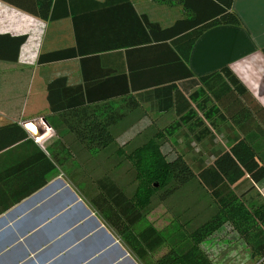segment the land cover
Returning a JSON list of instances; mask_svg holds the SVG:
<instances>
[{
    "label": "trees",
    "instance_id": "1",
    "mask_svg": "<svg viewBox=\"0 0 264 264\" xmlns=\"http://www.w3.org/2000/svg\"><path fill=\"white\" fill-rule=\"evenodd\" d=\"M84 1L105 6L93 0ZM152 1L162 5H180L186 16L173 26L162 29L158 24L150 23L146 16L137 15L130 0H106V3H123L147 28V35L154 42L160 41L154 44L150 37L147 38L145 50L162 52L159 73L163 77L158 84L162 88L154 91H95L82 86L69 87L65 77L50 81L46 86L49 111L51 115L64 119L75 137L65 142L64 137H59L50 152L49 167L44 174L55 172L74 157L79 159L80 152L89 154L87 160H91L115 147L112 127L123 121L129 111L139 109L142 102L153 103L162 113L174 109L180 121L189 124L195 118L192 104L198 103L203 93L210 92L216 105L204 112L205 117L219 116L222 120L227 117L231 126L237 129L232 133L229 129L226 150L211 152L212 162L202 159L199 165L192 168L182 155L172 161L167 160L159 142L168 131L164 129L130 152L125 151L128 144L116 151L118 159L125 158L133 168L130 184L134 188L129 193L111 177L103 176L87 190L83 182L82 194L139 264H160L153 259V255L162 247H167L174 255L167 264H213L203 251L202 244L225 224L238 232L253 256L264 258V203L249 209L232 190V186L245 178L255 184L264 180V157L253 145L254 141L258 143V140L264 139V107L228 67L196 78L186 65L193 46L205 32L217 27L241 26L240 18L233 12L234 0ZM42 18L47 20L48 16L43 15ZM49 18L54 20L58 17L53 13ZM79 18L73 16L77 39H80ZM27 41L28 35L0 33V61L18 63L21 49ZM77 53L75 48L41 53L37 63L44 65L68 60L75 58ZM155 73L158 71L155 70ZM198 106L201 110L205 109V104ZM180 125L170 129H179ZM196 126H202V122L198 121ZM204 130L209 132L207 128ZM201 138L197 137L199 141ZM73 145L78 146L74 148ZM78 147L80 150H77ZM196 178L215 205L214 213L207 220L198 222L182 214L170 227L163 229H157L149 222L153 201L158 194L161 201H167ZM46 184L45 178L27 196Z\"/></svg>",
    "mask_w": 264,
    "mask_h": 264
},
{
    "label": "crops",
    "instance_id": "2",
    "mask_svg": "<svg viewBox=\"0 0 264 264\" xmlns=\"http://www.w3.org/2000/svg\"><path fill=\"white\" fill-rule=\"evenodd\" d=\"M93 1L105 6H97L84 0H0V12H9L7 14L12 17L11 22L17 23L22 28V31L9 29L0 33L17 36L16 33L30 32L37 27L35 19L45 27L39 36L38 32L36 35L28 36L29 42L35 40L40 42L33 49L37 54L29 67L20 65L22 64L20 56L18 63L0 61V260L2 264H16L18 260L14 263L12 261L14 258L19 259V254L14 252L18 246L28 252L26 259L34 260L36 252H33V249L43 250L50 243L60 241L63 235L57 236L53 242L30 248L31 240L40 234L41 228L45 225L43 219L46 211L55 205L45 208L44 212L42 209L36 210L35 212L38 213L32 219L38 220L29 223V217L26 219L25 216L26 210L29 211V204L24 206L25 203H29L37 195L42 196L50 187L57 184L62 186L57 191V195L68 192L67 186L77 194V190H74L63 178H57L50 183L55 178L52 176L54 172L44 174L48 170L50 152L57 139L60 136L73 137V139L75 137L64 119L58 115H51L47 103V84L56 78L65 77L69 87L82 86L95 91L124 89L154 91L162 88L158 85L163 77L159 73L162 52L155 49L145 50L148 45L145 41L150 37L147 35V28L138 22L123 3ZM130 1L137 15L146 16L150 23L158 24L162 29L173 26L186 16L180 5H162L152 0ZM233 12L240 18L241 26L217 27L205 32L193 46L186 65L196 78L228 67L254 99L264 107V54L262 53L264 0H234ZM53 13L58 18L51 20L49 17ZM43 15H47L48 19L44 20ZM74 15L80 17L78 19L80 39H77L75 34ZM154 41L152 39L154 44L160 43ZM67 48H75L78 52L75 58L44 65L37 63L41 53ZM155 70L158 73H155ZM146 105H149L153 112L162 113L151 102H142L139 109ZM170 111L176 113L174 109ZM45 119H48V122L46 120L45 123ZM32 123L37 127L40 139L29 131ZM22 134H25L24 138ZM76 146L73 145L74 148ZM45 178L47 184L41 186L42 188L31 196H27L29 191L39 187ZM260 185L264 188V180L258 184L253 183L254 187ZM68 194L71 198L69 192ZM39 205L40 203L37 207ZM19 209L21 211H18ZM90 218L91 216L88 222L91 221ZM39 221L43 222L29 229L30 224H38ZM51 221L48 220L46 224L52 226L51 232L55 234L67 226L70 219L67 217L55 225H52ZM8 234L12 235V239ZM77 241H80L79 237L72 238L62 252ZM35 243L37 244L38 241ZM109 254L111 260L104 264H114L121 257L118 249H113ZM92 260L88 258L78 264H90ZM126 261L131 264L129 260ZM19 262L17 264H22L21 261ZM136 262L138 263L137 260ZM122 263L126 262L122 261Z\"/></svg>",
    "mask_w": 264,
    "mask_h": 264
},
{
    "label": "rangeland",
    "instance_id": "3",
    "mask_svg": "<svg viewBox=\"0 0 264 264\" xmlns=\"http://www.w3.org/2000/svg\"><path fill=\"white\" fill-rule=\"evenodd\" d=\"M7 13L9 12H0V18H2L0 32L9 29L22 31V28L17 23L13 24L11 22L10 18L12 17L8 16ZM13 13L22 14L18 11H13ZM35 21L37 23L35 30L16 33L15 35L33 36L38 32L39 36V33L45 27L41 26L36 19ZM31 42L28 41L23 47L24 60H29V52L33 51L34 47L36 48L40 43L37 40ZM22 63L19 64L29 67V62ZM204 104L205 109L201 110L198 105ZM214 105H216L214 95L207 91L203 93L201 100L198 103L192 104L195 118L189 124L182 123L174 111L157 113L153 112V109L149 105H146L137 111L129 112L123 121L112 127L116 143L115 147L113 146L101 152L96 158H90L91 160H87L90 157L89 154L85 152L81 154L82 152H80L79 159L74 157L65 162L63 167H58L52 175L55 178L50 183L57 178H63L67 183L72 185L74 190H77L78 195L68 186L69 190L66 188V191L70 193L71 198H69L68 192L57 195V191L62 186L59 184L54 185L42 196L37 195V198L29 203V211L26 210L25 216H27L26 219L29 217V223L36 222L38 219H32L38 213L35 212L36 210L42 209L44 212L46 211L45 208L55 205L46 211L43 219L45 225L41 228L40 234L31 240L30 248H35L36 245H45L47 242L50 243V241L53 242L57 236L63 234L60 238L61 240L50 243L43 250L37 251V249H33V252H36L34 260L26 259L28 252L21 246H18L14 249V252L19 254V259L14 258L12 262L14 263L18 260L16 264L19 261L22 264H78L88 260V258H92L93 262L91 261L90 264H104L111 260L109 253L113 252V249L119 250L121 248L129 254L135 264H138L116 233L103 222L98 213L90 206L87 197L82 194L83 182H85V190H87V187H93L94 182L99 178L109 176L129 193L134 188L130 184L133 178L131 172L133 168L125 158H119V160L116 151L118 148L128 144V146H125V151L130 152L135 147L149 141L157 131H164V129H168V131L164 135V139L159 142L161 144V151L167 157V160L172 161L177 156L182 155L192 168L199 165L202 159L209 163L212 162V151L226 150L228 148L226 139L230 133L229 129H231V133L237 131L236 128L231 126L232 124L227 117L225 120L220 119L219 116H214L211 119L205 117L204 112ZM198 121L202 122V126H196ZM176 125H180V128L170 129L171 126ZM205 128L208 129V133H205ZM29 131L34 137L40 139V134L35 124H30ZM198 136L202 137L200 141L197 139ZM72 139L73 137L64 136V142ZM253 145L264 157V139L258 140V143L254 141ZM77 150H80V147ZM232 190L249 209H253L264 203L263 186L254 187L250 179L235 184L232 186ZM73 195L77 199H74ZM158 196L154 198V207L148 217L149 222L157 229L170 227L173 221L182 214L188 219L195 218L198 222H203L215 210V205L209 194L197 178L180 188L167 201H161ZM44 200L46 202H43ZM36 202L40 203L38 207V203L36 204ZM73 206L75 207L72 210L66 211V209ZM90 216L91 221L88 222L87 220ZM67 217L70 219V222L59 233L53 234L51 232L52 226H47L46 224L48 220H52V225H55ZM39 218L41 219V216ZM43 221H39L40 223L38 224L35 223L36 225L30 224L29 229L32 226L36 227L40 225ZM189 221L191 222V220ZM74 232L75 234L73 235ZM8 236L12 239V235L8 234ZM76 237H79L80 241H77L76 244H73L62 252L70 244L72 238ZM110 237L114 239L113 242ZM35 241H38V243L36 244ZM202 249L213 264H264V258L253 256L244 239L228 224L223 225L216 233L203 242ZM125 258V256L121 255L114 264H123L122 261L126 262L124 264H128V261L124 260ZM173 258V253L167 247L158 249L153 255V259L157 260L160 264H167ZM130 262L133 264L132 261ZM0 264H2L1 260Z\"/></svg>",
    "mask_w": 264,
    "mask_h": 264
},
{
    "label": "water",
    "instance_id": "4",
    "mask_svg": "<svg viewBox=\"0 0 264 264\" xmlns=\"http://www.w3.org/2000/svg\"><path fill=\"white\" fill-rule=\"evenodd\" d=\"M44 122L46 123L45 120H44ZM61 184L63 185V182H62ZM67 190H69V189L67 188ZM73 196H74V195H73ZM36 198H37V196H36L34 199H36ZM34 199H32L31 201H33ZM74 199H77L76 196H74ZM31 201H29V203H30ZM29 203H25L24 206H26V204H29ZM21 208H22V207H20V209H21ZM20 209H19L18 211H21ZM110 239H111L112 242L114 241V239H112L111 237H110ZM117 246L119 247V245H117ZM119 250H120L122 256H127L126 251H123L121 248H119ZM126 260L132 261V263L135 264L134 261L131 260V258H130L129 256L126 257Z\"/></svg>",
    "mask_w": 264,
    "mask_h": 264
},
{
    "label": "built area",
    "instance_id": "5",
    "mask_svg": "<svg viewBox=\"0 0 264 264\" xmlns=\"http://www.w3.org/2000/svg\"><path fill=\"white\" fill-rule=\"evenodd\" d=\"M37 53H35V52H33V51H31V52H29V60H24V54H23V48H22V51H21V54H20V62L22 63V62H29V64H31L32 63V60H33V58H35V55H36ZM23 64V63H22Z\"/></svg>",
    "mask_w": 264,
    "mask_h": 264
},
{
    "label": "bare ground",
    "instance_id": "6",
    "mask_svg": "<svg viewBox=\"0 0 264 264\" xmlns=\"http://www.w3.org/2000/svg\"><path fill=\"white\" fill-rule=\"evenodd\" d=\"M127 257V256H126Z\"/></svg>",
    "mask_w": 264,
    "mask_h": 264
}]
</instances>
